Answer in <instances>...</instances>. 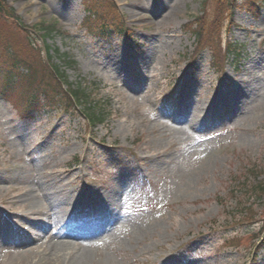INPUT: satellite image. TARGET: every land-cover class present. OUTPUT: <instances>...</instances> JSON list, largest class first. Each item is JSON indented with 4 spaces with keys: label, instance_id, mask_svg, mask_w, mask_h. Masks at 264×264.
Masks as SVG:
<instances>
[{
    "label": "rangeland",
    "instance_id": "obj_1",
    "mask_svg": "<svg viewBox=\"0 0 264 264\" xmlns=\"http://www.w3.org/2000/svg\"><path fill=\"white\" fill-rule=\"evenodd\" d=\"M114 1L133 45L124 32L90 35L83 0H7L29 29L20 43L37 39L34 63L48 67L50 46L75 86H101L110 110L105 124L88 129L78 111L57 105L28 120L0 101V264H69L50 250L48 228L34 227L13 201L28 191L49 206L60 187L74 208L91 199L111 212L112 224L99 230L112 247L95 263L264 264V207L247 194L264 178V4L229 0L236 7L218 26L214 48L216 55L227 44L238 49L217 72L210 49L189 67L196 39L188 27L205 0ZM217 1H207L208 24ZM222 95L236 102L215 116L209 108ZM185 116L198 118L195 128L181 122ZM46 176L54 189L40 181ZM50 209L54 220L76 214Z\"/></svg>",
    "mask_w": 264,
    "mask_h": 264
},
{
    "label": "trees",
    "instance_id": "obj_2",
    "mask_svg": "<svg viewBox=\"0 0 264 264\" xmlns=\"http://www.w3.org/2000/svg\"><path fill=\"white\" fill-rule=\"evenodd\" d=\"M207 1L205 0L203 3L201 15L196 16L195 21L188 27V31L196 39V52L193 55L191 65L194 66V62L203 53V50L210 49L212 50L211 67L221 69L228 61L227 58L231 54H235L238 48L233 49L231 44H227L225 51L219 50L220 52L218 51V55H216L214 46L218 40V26L224 19L227 17L229 19L232 16L236 6L229 0L228 2L218 0L216 2L217 8L212 14L214 16L213 22L208 24ZM252 2L256 3L257 0ZM252 2H247V8L250 9L248 11L251 13H255L258 6L256 7V4H252ZM262 2L263 0H260L257 3L263 5ZM84 3L86 11L91 14L88 18L89 24L90 21L95 22L94 17L98 21L95 26L98 36H111L122 30L120 15L112 0H85ZM225 5H228V9L225 8ZM93 28L94 26L90 24V29ZM43 30L46 36L51 35V29L44 27ZM23 31L30 37L29 29L24 24L21 15L17 14L15 8L6 0H0V99L15 105L17 109L22 111V114L27 116H32L34 112H42L47 107H55L59 104L58 106L61 105L65 110L78 109L87 119L89 127L105 124L110 109L108 103L98 97L100 96V86L96 83L86 85L85 82L75 86L69 80L65 70L63 71L61 66L53 61L56 56H52L50 53L53 51L50 46H46V49L43 50L44 56L49 62L46 64L48 67L44 69L45 66H43L42 70L34 63V56L32 55V52L36 50L33 48L38 46L37 39L34 41L29 39L28 46L20 43L19 33ZM38 36L41 40L44 37L43 35ZM129 38L132 37L129 36ZM55 51L59 55V50L56 49ZM63 58L66 56L64 55ZM248 187H251L247 188L248 201L254 199V202L259 201L264 207V178ZM243 208V213L248 215L247 218L253 219V212L248 211V208ZM261 213H264V210ZM260 220L262 219L256 218L252 221Z\"/></svg>",
    "mask_w": 264,
    "mask_h": 264
},
{
    "label": "bare ground",
    "instance_id": "obj_3",
    "mask_svg": "<svg viewBox=\"0 0 264 264\" xmlns=\"http://www.w3.org/2000/svg\"><path fill=\"white\" fill-rule=\"evenodd\" d=\"M119 2L121 3V1L119 0ZM122 4V3H121ZM133 12L131 11V14ZM246 86L241 85L240 88H236V89H240L242 88V90L244 91ZM221 98H219L215 105L212 107L210 106L209 109H212L211 111H213L212 113H214L213 115H217V114H223V113H228L229 108L236 102V97H228L226 95H222L220 96ZM228 104V106L226 107V105ZM192 117V116H191ZM200 119V118H199ZM198 118L195 116H193V119H188L187 123H189L192 126H196V122H197ZM22 173L18 174V177H21ZM43 180V179H42ZM40 180L42 183H46L47 185L51 186V190L54 189L52 182L48 180V176H46L45 180L42 181ZM61 190L56 191V190H52V192L49 194L51 195V199L50 200V204L49 206L44 205V203H42V201L38 200L37 198H33L34 196L31 195L30 192H26L24 191L23 193H21L20 195H17L16 198L13 199L14 204L18 205L19 207H21L25 213H30L32 216L31 218H33V223L36 225V227H38L39 225H43L45 226V223H50L52 215L49 214V216L45 213L47 211H49L50 206L52 209L54 208H65L64 212H67L69 214H71V212H81V210H87V211H91L92 209L94 210L93 207H91L89 204V201H84L81 203H75L77 205L76 208L72 207L70 204L71 203H64L67 200V193L65 194L64 191L62 189H65V187H60ZM55 189H58L55 187ZM72 197V196H71ZM75 197V196H74ZM74 197H72L74 199ZM75 201V200H74ZM96 208V207H95ZM67 209V210H66ZM97 209V208H96ZM73 210V211H72ZM105 210V207L101 208L100 210H96V212L101 215V221H103L106 218V214L103 212ZM45 211V212H44ZM24 213V212H23ZM16 212H12L9 216L11 217H17ZM6 221L5 223L8 224V226L12 227L13 225V221L10 217L6 216ZM24 217V216H23ZM51 225V224H50ZM49 226V225H48ZM50 227V226H49ZM77 244L74 241H61L58 244H51V246H49L50 250L54 251V253H56L58 256L57 257H64L65 259H67L69 262V264H94V257H92L93 255H91V253H89V251L86 250H81L79 248H77ZM48 248V249H49ZM71 259V260H70ZM169 261V260H168ZM163 264H168L167 261H163ZM37 262H33V264H36ZM108 264L107 260L105 261H98L95 264ZM32 264V263H31ZM42 264V263H41ZM56 264H58V262H56Z\"/></svg>",
    "mask_w": 264,
    "mask_h": 264
}]
</instances>
